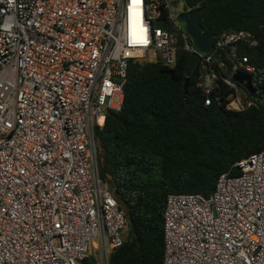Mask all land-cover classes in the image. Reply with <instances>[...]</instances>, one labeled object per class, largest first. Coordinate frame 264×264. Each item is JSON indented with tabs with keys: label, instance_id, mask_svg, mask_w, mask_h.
Wrapping results in <instances>:
<instances>
[{
	"label": "built area",
	"instance_id": "1",
	"mask_svg": "<svg viewBox=\"0 0 264 264\" xmlns=\"http://www.w3.org/2000/svg\"><path fill=\"white\" fill-rule=\"evenodd\" d=\"M161 15L158 0H0V264H110L123 245L128 221L100 177L95 130L121 108L131 62L176 63ZM182 35L206 105L226 86L229 110L259 109L264 74L243 52L252 33H225L208 54ZM235 166L209 198L168 196L163 264H264V151Z\"/></svg>",
	"mask_w": 264,
	"mask_h": 264
},
{
	"label": "trees",
	"instance_id": "2",
	"mask_svg": "<svg viewBox=\"0 0 264 264\" xmlns=\"http://www.w3.org/2000/svg\"><path fill=\"white\" fill-rule=\"evenodd\" d=\"M158 1L162 15L156 23L177 36V61L131 62L121 108L108 111L95 130L100 177L128 221L125 241L111 252L110 264H163L168 196L209 198L221 175L241 174L235 165L264 151V95L254 115L251 109L226 107V86L216 92L221 101L206 105L194 70L184 97L190 54L165 0ZM184 1L202 9L199 21L216 40L230 32L252 33L257 45L246 44L243 52L264 74V0Z\"/></svg>",
	"mask_w": 264,
	"mask_h": 264
},
{
	"label": "water",
	"instance_id": "3",
	"mask_svg": "<svg viewBox=\"0 0 264 264\" xmlns=\"http://www.w3.org/2000/svg\"><path fill=\"white\" fill-rule=\"evenodd\" d=\"M171 5L176 6L180 3V0H171ZM202 9H198L194 12H182L177 15V22L183 29V31L188 34L192 40L196 49L204 54L212 52L215 48L216 39L212 36L206 35L204 28L202 27L199 18ZM199 55L197 53H192L190 55L188 67L186 70V79L184 84V97L187 96L189 88V78L193 71V68L198 60ZM233 79L238 83L242 84L250 93L254 94V88L252 87V76L245 74L243 72H237L234 74ZM256 109L252 110L253 115Z\"/></svg>",
	"mask_w": 264,
	"mask_h": 264
},
{
	"label": "rangeland",
	"instance_id": "4",
	"mask_svg": "<svg viewBox=\"0 0 264 264\" xmlns=\"http://www.w3.org/2000/svg\"><path fill=\"white\" fill-rule=\"evenodd\" d=\"M186 10V4L184 0H180V3L176 6L172 7V11L175 14H179L182 13ZM90 255H91V259H93V261H99L100 257L99 254L97 252H95L92 248H90Z\"/></svg>",
	"mask_w": 264,
	"mask_h": 264
}]
</instances>
